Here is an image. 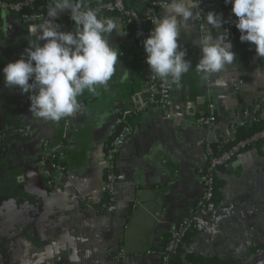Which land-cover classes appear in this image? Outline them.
Instances as JSON below:
<instances>
[{"label": "crops", "instance_id": "obj_1", "mask_svg": "<svg viewBox=\"0 0 264 264\" xmlns=\"http://www.w3.org/2000/svg\"><path fill=\"white\" fill-rule=\"evenodd\" d=\"M125 4L140 14L146 10L139 0ZM219 11L220 28L198 19L180 22L178 43L192 68L175 82L157 75L169 90L165 109L147 104L146 53L119 14L108 17L126 31L108 37L122 53L117 71L94 92L85 89L71 116L51 121L32 115L28 94L6 86L0 71V264H159L146 251L163 247L187 216L193 227L173 262L264 264V140L222 167L212 202L196 207L206 163L203 142H217L237 120L251 125L264 118V102L253 112L264 89V60L250 42L243 51L231 43L233 63L210 78L196 70L200 36L211 32L215 38L226 30ZM163 12L160 7L154 16ZM68 13L55 19L59 31H72L65 25ZM1 19L3 69L29 47V25L44 21H26L7 10ZM209 103L217 120L207 129L194 121ZM122 115L127 131L109 204L103 158ZM256 249L261 252L252 256Z\"/></svg>", "mask_w": 264, "mask_h": 264}, {"label": "clouds", "instance_id": "obj_2", "mask_svg": "<svg viewBox=\"0 0 264 264\" xmlns=\"http://www.w3.org/2000/svg\"><path fill=\"white\" fill-rule=\"evenodd\" d=\"M224 2L231 4L240 42H250L256 55L264 58V0ZM199 5L200 0H164L160 4L164 12L150 19L153 27L143 41L145 62L151 73L161 78L170 76L175 82L192 68L178 40L180 22L196 20L195 10ZM65 10L74 21L73 31H59V25L54 22ZM206 23L215 29L222 26L223 20L219 14L209 11ZM114 31L126 35L125 30L119 31L115 20L98 18L96 10L85 8L83 0H48L44 22L28 27L29 47L19 59L0 69L5 85L18 86L21 93L28 94L29 111L34 116L51 121L71 116L78 110L77 97L85 89L94 92L97 85H106L116 73L122 53L109 44L108 37ZM198 46L200 56L196 70L207 78L234 61L227 30L215 38L211 32L203 33ZM128 73L124 69L125 77Z\"/></svg>", "mask_w": 264, "mask_h": 264}, {"label": "built area", "instance_id": "obj_3", "mask_svg": "<svg viewBox=\"0 0 264 264\" xmlns=\"http://www.w3.org/2000/svg\"><path fill=\"white\" fill-rule=\"evenodd\" d=\"M101 3L94 5L98 18L107 17L108 13H115L121 15L123 20L133 26V37L137 48L144 51L143 41L148 36L151 28V18L154 17L155 11L160 8V4L164 0H139V2L146 5V10L143 14L138 11L128 8L125 4L126 0H99ZM48 3V0H18L14 2H6L0 0V33L3 30V23L1 19V12L3 10L18 14L19 17L26 21L42 22L46 17L45 12H27L26 9H33L38 3ZM223 9L226 18V30L228 32V40L235 46L237 39L240 36L239 30L235 27L234 20L236 19L234 13L231 12V4H225L224 0H200L199 8H197L198 22L204 24L206 21V14L209 11L216 12ZM65 25L68 28L75 27L74 21L71 20L68 13L65 19ZM146 85L148 88V105H157L165 109L166 101L169 97V90L165 84L159 81L156 74L151 73L150 68L146 75ZM264 102V89L259 98L253 106V112L259 109L260 104ZM140 108V107H139ZM166 116L170 117V113L166 111ZM125 115L117 117L114 121L116 133L112 135L106 145L103 158V174L106 185V194L108 196V203L110 204L114 199L113 185L116 180V157L122 147L124 135L127 131V123ZM215 106L209 103L206 106L204 114L198 116L194 123L197 126H202L207 129L212 128L216 123ZM249 124L247 120H237L220 140L215 143L203 142L205 153V166L202 173V189L196 201L197 208H205L212 202L215 193L216 177L220 169L226 166L237 154L241 151L256 145L258 142L264 140V127L245 137L236 138L237 130ZM54 159V155H52ZM103 207H107L105 204ZM193 227V218L190 216L182 217L176 226L170 232L166 244L157 250H148L147 254H153L158 258L159 264H175L172 261L173 255L177 252L179 247L184 243V239ZM260 249H256L252 256L260 253ZM123 250L119 251L122 255ZM180 264V263H179Z\"/></svg>", "mask_w": 264, "mask_h": 264}, {"label": "trees", "instance_id": "obj_4", "mask_svg": "<svg viewBox=\"0 0 264 264\" xmlns=\"http://www.w3.org/2000/svg\"><path fill=\"white\" fill-rule=\"evenodd\" d=\"M3 1H6V2H14V1H18V0H3ZM129 1V0H126V2ZM132 2L135 1V0H131ZM101 2L99 0H83V4L85 5V8H92L93 9V6L94 5H97V4H100ZM47 3H43V2H38L34 7L33 9H26L27 12H45V5ZM135 9V8H134ZM220 13H222L224 15V11L223 9H221L219 11ZM112 14H115V13H108V14H105L107 15L108 17ZM16 16H19L18 14H16ZM226 19V18H225ZM72 29V31L75 29V27L73 28H70ZM235 46L239 49V50H246V47H245V42L244 43H241L239 38L237 39L236 43H235ZM264 60V58H263ZM259 99L256 101L258 102ZM255 102V103H256ZM263 103V102H262ZM262 103L260 104V106L262 105ZM259 106V108H260ZM259 110V109H258ZM262 127H264V118L261 119V120H258L256 122H252L251 125H245L244 127H240L238 130H237V133H236V138H241V137H245L247 135H250L251 133L255 132L256 130H259L261 129ZM116 133V132H115ZM240 134V135H239ZM114 135V134H113ZM190 232V231H189ZM189 235V234H188ZM189 261L190 262H193V257L190 256L189 258ZM175 264H179L177 262L174 261ZM182 264V263H180ZM204 264H236L234 261H211V262H205Z\"/></svg>", "mask_w": 264, "mask_h": 264}]
</instances>
